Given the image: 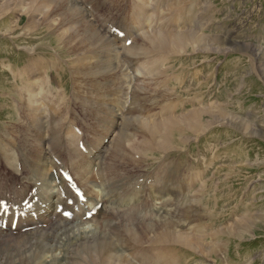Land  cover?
<instances>
[{
  "label": "rangeland",
  "instance_id": "1",
  "mask_svg": "<svg viewBox=\"0 0 264 264\" xmlns=\"http://www.w3.org/2000/svg\"><path fill=\"white\" fill-rule=\"evenodd\" d=\"M46 1L0 0V22L3 21L0 24V193L5 184L8 190L16 185L33 193L35 187L26 182L30 180L27 176L35 173L25 163L35 165L44 159L39 148L52 145L51 153L57 151L47 156H51L48 165H62L56 178L73 182L72 188L78 186V178L64 170L68 171L66 165L72 166L69 155L76 154L74 146L82 151V154L76 152L83 159L78 154L73 157V161L76 158L80 161L78 173H82L87 169L85 160L93 159L89 155L91 147L104 142L105 153L97 162L94 160L92 167L97 170L98 161L102 162L98 174L102 170L109 174L112 160L118 156L115 149H120L115 139L125 136V152L120 150L124 160H115L120 173L117 181L125 188V192L117 190L120 201L128 196L134 197V201L143 196L140 206L148 211L147 220H156L153 216L156 201L164 192L167 200L162 205L169 212L166 211L163 220L171 218L176 233L185 236L179 248L174 244L164 248L171 253L167 264L172 260L173 264L175 260L176 264H264V222L259 220L264 217V74L254 52V47L264 49V0H145L151 5L146 17L132 12L141 0H119L122 12L118 8L117 14L113 9L98 13L92 7L87 18L69 8L70 0ZM86 3L91 4L88 0ZM155 5L161 8L153 10ZM36 7L38 10L33 12ZM83 18L90 19L99 31L104 25L117 26L124 35L130 29L133 35L126 41L128 47H141L143 36L160 26L185 33L197 32L206 40L215 38L216 42L212 41L209 50L191 47L181 52L159 50L160 53H149V59L140 61L124 54L116 58L112 46L103 39L80 46L81 39L76 33L83 31L84 37L90 34L81 22ZM73 43H78L77 51L65 45ZM226 45L233 48L227 50ZM163 55L166 62L161 59ZM163 69L169 70L164 73ZM208 107L225 110V115L201 132L183 131L178 133L181 136L177 135L175 119H184L194 108ZM205 120L210 123L214 117L205 115ZM151 127L158 129V136L164 132L176 134L173 140L160 145V137L156 142L148 136ZM53 158L55 162L51 161ZM73 189L76 195L85 191L81 188L79 193ZM96 198L93 199L98 202L100 197ZM0 200L5 207L13 205L12 200L2 199L1 195ZM91 217L92 213H88L87 218ZM102 218L109 220L107 228L112 231L113 239L122 233L121 226L126 222L120 213L114 214L109 209ZM246 218L250 225L257 226L254 232L245 238L232 235L237 221ZM140 225L139 219L137 227ZM153 232L154 228L150 233L155 236ZM121 242L116 243L130 259L133 249L141 247L130 248L123 239ZM152 253L148 254L151 258L160 257L156 251ZM79 260L87 263L82 255ZM132 260L137 262L135 258ZM91 264L96 262L91 260Z\"/></svg>",
  "mask_w": 264,
  "mask_h": 264
},
{
  "label": "bare ground",
  "instance_id": "2",
  "mask_svg": "<svg viewBox=\"0 0 264 264\" xmlns=\"http://www.w3.org/2000/svg\"><path fill=\"white\" fill-rule=\"evenodd\" d=\"M48 1L49 0H47L46 2H48ZM70 1L72 3L69 6V8H71V10L77 14H81V16L84 15L85 18H87V15H89V13H91L92 7H96L98 10V11L97 10L96 11L98 13H102V12L104 13V11H108L110 9H113V13L117 14L118 8L121 11V1H119V0H88V1H90L91 4H87L88 3V2L86 3L87 0L86 1L85 0H70ZM16 2L19 3V0H16ZM144 2L145 3H142V0L138 1V4H136L138 9H136L137 7L132 8L133 15L135 14V12H137L138 14H142V15L144 14L145 15L144 17H146V14H148L147 13L148 10L151 8L150 7L151 5H149V4L147 5L146 4L147 1H145V0H144ZM123 4L124 3H122V5ZM125 6H127V4H125ZM124 8H123V10H124ZM157 8H161V6L155 5L153 7V10H155ZM128 9H129V7H128ZM35 10H38L37 7H36V9L34 8L33 12H35ZM29 12H32V9L29 10ZM2 13H4V12H2ZM111 13H112V11H111ZM30 14H33V13H30ZM70 19H72V17ZM104 19H106V18H104ZM2 22L3 21L0 22L1 25H2ZM18 22H19V19H18ZM34 22H35V19H34ZM34 22H32L33 25H34ZM81 22L84 25V27H86L88 33H90V34H88L87 36L85 35V37H84V35L82 33L83 31L81 32V34L79 32L76 33L77 37L81 39L80 42L78 41V43H81L80 46H82V43H84V45L85 44L88 45V44H92V43L94 44V42L97 43L103 39L106 43H109L110 46H112L111 50L114 51V53L116 54V58H117V56H119V55L122 56L124 54L126 57H131L133 59H137L138 61H140L141 58L144 59L145 57H146L145 59H149V53H153V52L160 53L159 50L160 51H170V52H181L186 47H191L192 49L203 48L204 50H209V49H211L210 45H211L212 41L216 42L215 38H214V40L213 39L212 40H206L205 38H203L204 35L201 37L200 34H198L197 32L185 33L186 32L185 30H184L185 32L182 30H178L177 28L171 30V29H168V27L163 28L160 26L159 29L149 31V33H147L143 36L144 40H143V45L141 47H136L137 46L136 44H135L136 46L131 45L128 47L126 45V41L130 37H132V35H133L132 33H130V29H129V33L127 32L128 34L124 35V34H121V32L117 28V26L112 25L113 27H111L110 25H104L103 26L104 28H101L99 31L92 25L90 19H84L83 18ZM79 23H80V21H79ZM11 25H13V24H11ZM17 25L20 26V24H17ZM54 25H55V23H54ZM127 25L129 27V22H127ZM12 27L13 26H11V28ZM52 27L50 30L55 29ZM77 29H79V28H77ZM8 30H9V28H8ZM74 31H75V29H74ZM56 33L57 32L55 31L54 34H56ZM71 33H72V31H71ZM2 35H4V34H2ZM126 35H128L127 38H125ZM137 38H135V41L137 40ZM225 41H226V39H225ZM77 44L73 43V44H65V45H69V48H75L77 51L78 50V48H76ZM262 47L261 48L254 47V52L255 53L257 52V54H255V55H256L257 62H259V70L264 74V56H263L264 49ZM141 48H143L142 51L139 50ZM220 48H222V47H220ZM224 48L227 50L228 49L230 50L233 47L232 46L228 47L226 45ZM243 50H245V49H243ZM76 51L73 50L72 52H76ZM141 54H145V55L142 56ZM165 54H167V53H165ZM151 55H153V54H151ZM168 56H167V58H168ZM161 59H164V55H163V58H161ZM165 59H166V57H165ZM165 59H164V62H166ZM237 65H238V63H237ZM151 66H153V64ZM257 66H258V64H257ZM156 68H155V70H156ZM237 68H239V66ZM164 70L165 69H163L162 71L164 72ZM168 70H165V71H168ZM169 73H170V71H169ZM176 76H178V75H176ZM179 76H182V74L180 73ZM178 79H179V77H178ZM181 90H183V89H181ZM181 92H183V91H181ZM210 105L213 107L212 104H210ZM196 108H198V107H196ZM224 111L218 110V109L215 110V109H212L211 107H210V109L208 107V109H205V110L204 109L199 110V109L194 108V110L190 111L191 114L189 116H186L184 119H181L180 121L179 120L176 121V119H175V121H174L176 124L175 126H177V129L179 128L177 135H180L178 133L183 134V131H186V132L189 131V132L197 133L201 129H204V127H207V126L209 127V125L211 123L213 125L216 120L220 119V117H223L225 115ZM184 113H188V112H184ZM184 113H183V115H184ZM205 115L214 117V120L213 121L211 120L210 123H208L207 120L203 121ZM175 118H178V117H175ZM152 119H150V120H152ZM169 120L173 121L174 118L169 119ZM206 121H207V124L205 123ZM243 122H242V124H243ZM166 123H167V121H166ZM249 125L250 124H248V128L250 127ZM165 129H166V127H165ZM260 129H261V127H260ZM172 130H173V127H172ZM149 131H150V133H148V136L150 137V139L152 141H154V139L156 141V138L160 137V139H159V142H161L160 145H165L162 142H168V141L173 140V136H175V134H176L175 133L172 136L170 134V132L169 133L164 132V133H160V135L158 136L157 135L158 129L153 130L152 127L150 128ZM147 132H146V134H147ZM59 137H61V135ZM124 137H122V136L118 137L117 136L115 139V140L119 141V143L117 145L120 146L119 147L120 149H118L119 151L117 149H115L118 156L113 159L114 161L117 158L124 160V157H123L124 153L120 154L121 148L123 149V140H124L123 138ZM185 141H187V140H185ZM55 142H58V140L57 141L55 140ZM74 142L72 141L71 143H74ZM103 143L96 145L95 147H91V149L89 150V155L93 159L91 161L85 160L84 163L87 164V169H83V170L81 169L83 171L82 173H81V171L78 173V168L81 165V163H79L80 161L78 160V162H77V160H76L77 158L75 159L76 161L75 160L73 161V157L75 158L77 156V154H78L77 152L80 149H78V151H77V149H76L77 146L76 147L74 146L75 143L71 144L72 146H74V148L77 152L74 150L76 154H74V151H73L74 155H72V156L69 155L70 153H68V155L72 158V162H71L72 166L66 165V167H68V171L65 169L64 172L70 171L71 173L74 174V176H76L78 178V182L76 181L78 186H76L75 188L73 187V188L75 190L77 189L78 191L77 190L76 191L79 193L81 190L83 191V189H84L85 193L81 192L82 193V194L80 193L81 195L80 194L76 195L77 193L75 194L74 193L75 191L74 192L71 191L73 189L71 187V184L73 182L71 183V182H67L65 180L63 181L62 179H61V181L58 179L60 182L57 181V179H56L57 170H59L62 165L57 164L56 165L57 167L53 166L54 168L48 165L49 164L48 159L51 158V156H49V158L47 156L54 153L53 151H57V150H53L51 153L50 150L53 148H51L49 150V147H52L53 145L49 146L48 148H45V147L39 148L37 146L39 148V152H41L42 155L44 156V159L36 162V164H35L36 166L33 164H30V162L25 163V166L27 164L29 169H31V171L33 173H35L34 175L32 174L33 176L28 174L29 176H27V177H29L30 180L28 179L29 181L26 182V184L33 185L35 187V189L32 190V191H34L33 193H28L24 190H21L22 187L18 188L16 185H11L12 186L11 190H8V184H5L3 187H1V189H3L2 192L0 193L1 198L7 199V200L8 199L12 200L13 205L10 207H5V205H2L0 203V264H84V263H82V261L79 260L80 255L83 256L84 261L87 262L86 264H91V260L95 261L96 264H141L145 261H146L145 264H158L159 262H161L163 264L168 263L167 257L170 259L171 257H169V256L171 255V253L168 252L169 250L165 251L164 248H166L170 244H174V246L176 245L179 248L180 245L183 244V242L185 241V236L182 233H176L177 230L175 229V225L172 224L175 221H173L171 218H170V220L169 219L163 220L167 216L166 211L169 212V210L165 206L162 205L167 200V198L165 197L166 195L164 194V192H161L159 194V198L156 201V206H155V210H154L155 215H153L154 217L156 216V220L151 219L150 221L147 220L148 211L146 210V212H145V209L140 206V204L142 203V201L144 199L143 196H141L140 199L138 198V200H141L140 203H137L138 200L134 201V197L131 198L129 196L126 199H123L122 201H120L117 190L118 189L124 190V192H125V188L123 189L122 186H124V185H122L121 183L119 184L117 181V178L119 177V174H120V173L119 174L117 173V171H118L117 161L114 162L112 160L113 163L109 167L110 171H111V169H112V171L109 172V174H107L106 172H105L106 174H104L103 170L100 172V175L98 174V172L100 171V169L102 167V165H101L102 162L99 163V161H98L97 170L94 169V167H92V165H93L92 163L94 162V160H96V162H97V160L99 158H101L102 153L103 152L105 153L106 146H105V144L103 145ZM113 144L114 143H112V147H113ZM56 145H58V144H56ZM61 145H63V144H61ZM117 145H115V146H117ZM46 147H47V145H46ZM66 148L68 149V147H66ZM71 149H72V147H71ZM87 149H88V147H87ZM34 150H36V149H34ZM58 150H60V149H58ZM68 151H70V150H68ZM63 152H65V151H63ZM80 152L82 154V151H79V153ZM123 152H125L124 149H123ZM58 154L60 155V153H58ZM39 155H40V153H39ZM63 155H64V153H63ZM63 155H61V156H63ZM65 155H66V153H65ZM87 155H88V153H87ZM55 156H58V155H55ZM78 156H79L78 157L79 159L80 158L83 159V157L82 156L80 157L79 154H78ZM66 157H64V158L68 160L69 157H67V158ZM56 158H58V157H56ZM54 159L55 158H53L51 161L55 162ZM61 160H62V158H61ZM81 161H84V160H81ZM67 163H68V161H67ZM94 164H95V162H94ZM21 165H24V164H21ZM50 165H52V164H50ZM16 169H17V167H16ZM76 173L79 176H77ZM89 173H90V175H89ZM211 175H212V173H211ZM121 178H123V177L121 176ZM84 180H86V182H83ZM21 181H23V180H21ZM97 185L100 188H97ZM70 187L72 189H70ZM129 189H130V187H129ZM128 192H130V191H128ZM97 195L100 197V200L99 201L97 200L98 202H96V200L93 199L96 197L98 198ZM147 198L148 197H146L145 199H147ZM109 209H111L114 212V214H115V212L118 214L120 213L126 222V223L123 222L124 224L121 226L122 233L114 239H113L112 231L107 228L108 224L110 223L109 220H104L103 218L101 219V215L104 213L106 214L107 211H109ZM88 213H92V217L90 219L87 218ZM105 219H109V218L106 217ZM139 219H140V222H142V225H140V227H137V220L139 221ZM15 220H17V224H16V227L14 228L13 224H14ZM252 220L254 222L256 221V219H252ZM259 220L261 221L260 223H263L264 217L260 218ZM249 222L250 221L247 218L237 221V226L232 229L234 231H232L231 234L235 235L237 237L245 238L248 233L254 232V228L257 227L254 225V223L252 225H250ZM100 226L107 228L108 232H104L103 229L101 231ZM153 228H154L153 233H156L155 236L150 233L151 231H153ZM258 228H260V227H258ZM121 239H123L124 242H126L127 246H129L130 248L134 245H140L141 246V247H137V248L133 249L134 252L130 253L131 257H133V258L130 259L129 257H127L125 255V252L124 253L122 252L123 248L121 246H119V244H117V243H122ZM200 240H202V239H200ZM212 240L214 241V239H212ZM242 240H244V239H242ZM114 248L117 249L116 252L113 251ZM169 248H172V246H170ZM176 248H174V249L176 250ZM208 248L210 250V247H208ZM126 249H127V247H126ZM140 249L143 251V253L140 251ZM213 249H214V247H213ZM154 251H156L157 255H160L161 258L160 257L151 258V256L148 255L149 252L151 254ZM216 251H217V249H216ZM144 252H146L147 254L145 255ZM152 254L156 256V253L155 254L152 253ZM172 254H175V253H172ZM216 254H217V252H216ZM130 255H128V256H130ZM153 255H152V257H154ZM163 255L165 256L164 259L162 258ZM134 258L136 259L137 262L132 260ZM176 262L177 261L175 260V264H176ZM171 264H173V260H172ZM177 264H179V263H177Z\"/></svg>",
  "mask_w": 264,
  "mask_h": 264
}]
</instances>
